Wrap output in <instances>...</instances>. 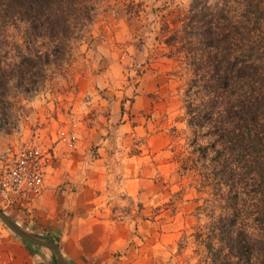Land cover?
Segmentation results:
<instances>
[{"label":"rangeland","instance_id":"1","mask_svg":"<svg viewBox=\"0 0 264 264\" xmlns=\"http://www.w3.org/2000/svg\"><path fill=\"white\" fill-rule=\"evenodd\" d=\"M123 1L88 0L77 35L57 48L30 46L50 57L30 67L26 89L10 84L0 112V168L26 151L46 186L4 212L54 240L74 264H264L259 243L246 258L229 248L219 231L234 210L218 200L223 187L212 192L202 172L186 166L190 158L204 170L216 166L218 147L204 119L193 143L186 106L200 107L198 96L206 102L210 94L196 86L186 92L189 73L157 36L160 18L177 26L189 0H133L138 17L125 13ZM19 25L9 29L14 38L24 36ZM192 145L202 154L191 153ZM261 185L245 182L235 227L253 233L257 225L264 240V224L252 221ZM0 226L5 264H54L48 249Z\"/></svg>","mask_w":264,"mask_h":264},{"label":"trees","instance_id":"2","mask_svg":"<svg viewBox=\"0 0 264 264\" xmlns=\"http://www.w3.org/2000/svg\"><path fill=\"white\" fill-rule=\"evenodd\" d=\"M87 1L0 0V112L7 110L11 82L26 89L30 67L49 60V52L31 53L30 46L41 42L57 48L77 35L80 23L88 17ZM123 2L125 13L139 16V2ZM160 21L157 36L170 48L169 56L189 73L186 92L196 86V93L202 89L210 94L206 102L198 96L200 107L186 106L187 125L195 127V143L200 135L197 128L205 124L200 119L210 124L208 132L218 144L216 166L204 170L195 158L186 166L202 172L203 186L212 192L223 187L218 200L234 210L232 222L219 231L229 248L239 256L258 243L264 250L257 225L252 228L258 235L235 227L243 218L239 210L246 203L245 182L252 177L264 186V0H189L179 13L177 26L171 27L163 17ZM18 22L24 36L14 38L9 29ZM205 78L208 84L204 87ZM196 150L201 148L192 145L191 153ZM259 195L254 224H264V189Z\"/></svg>","mask_w":264,"mask_h":264},{"label":"built area","instance_id":"3","mask_svg":"<svg viewBox=\"0 0 264 264\" xmlns=\"http://www.w3.org/2000/svg\"><path fill=\"white\" fill-rule=\"evenodd\" d=\"M0 168V208L3 211L19 209L29 201L39 197L46 184L43 172L26 155V151L15 153ZM3 233L0 226V244ZM0 248V264H5Z\"/></svg>","mask_w":264,"mask_h":264},{"label":"water","instance_id":"4","mask_svg":"<svg viewBox=\"0 0 264 264\" xmlns=\"http://www.w3.org/2000/svg\"><path fill=\"white\" fill-rule=\"evenodd\" d=\"M0 221L21 240L30 243L33 246H39L48 249L51 252L54 264H74L68 261L62 255L60 247L54 240L45 236L36 235L23 229L14 220H12L1 208Z\"/></svg>","mask_w":264,"mask_h":264}]
</instances>
